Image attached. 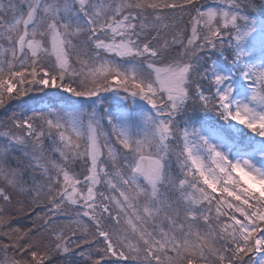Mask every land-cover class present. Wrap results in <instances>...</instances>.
<instances>
[{"label": "snow or ice", "instance_id": "snow-or-ice-1", "mask_svg": "<svg viewBox=\"0 0 264 264\" xmlns=\"http://www.w3.org/2000/svg\"><path fill=\"white\" fill-rule=\"evenodd\" d=\"M0 113V264H264V0H0Z\"/></svg>", "mask_w": 264, "mask_h": 264}, {"label": "trees", "instance_id": "trees-1", "mask_svg": "<svg viewBox=\"0 0 264 264\" xmlns=\"http://www.w3.org/2000/svg\"><path fill=\"white\" fill-rule=\"evenodd\" d=\"M201 2L208 5V6H214L215 5V0H201Z\"/></svg>", "mask_w": 264, "mask_h": 264}, {"label": "rangeland", "instance_id": "rangeland-1", "mask_svg": "<svg viewBox=\"0 0 264 264\" xmlns=\"http://www.w3.org/2000/svg\"><path fill=\"white\" fill-rule=\"evenodd\" d=\"M215 58V57H214ZM47 100L48 98L47 97H44L42 101H40L36 106L37 107H40V106H43L44 104L47 103ZM0 115H2V113H0Z\"/></svg>", "mask_w": 264, "mask_h": 264}]
</instances>
